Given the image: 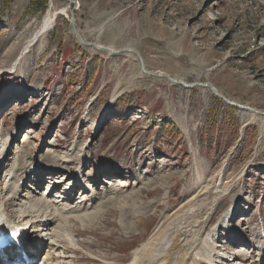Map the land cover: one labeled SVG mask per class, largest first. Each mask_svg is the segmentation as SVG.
Returning <instances> with one entry per match:
<instances>
[{
	"label": "rangeland",
	"instance_id": "374dc122",
	"mask_svg": "<svg viewBox=\"0 0 264 264\" xmlns=\"http://www.w3.org/2000/svg\"><path fill=\"white\" fill-rule=\"evenodd\" d=\"M52 14L53 26L32 41ZM93 43L121 51L110 54ZM126 47L140 52L149 71L190 86L141 73ZM20 55L18 70L7 73ZM207 82L264 111V0H0V95L8 93L0 100V131L9 146L0 197L22 173L17 167L29 163L36 169L27 170L20 193L41 195L53 186L49 195L66 198L48 197L71 206L82 198L85 204H149L131 232L117 206L91 220L93 232L75 223L84 242L72 256L88 258L87 264H129L160 220L193 196L198 170L209 180L224 167L225 181L236 182L205 230L203 238L212 239L202 250L215 249V264H264V240L256 237L264 238V119L246 123V111L200 85ZM61 155L75 157L54 167ZM80 165L86 177L74 186ZM34 184L47 189L33 193ZM123 193L130 198H120ZM100 194L107 197L94 198ZM52 232L42 233L53 239ZM67 234L42 236L34 258L45 247L68 251ZM230 234L240 242L233 244ZM232 245L241 247L233 253ZM242 249L253 251L243 258ZM58 256L50 264L73 259Z\"/></svg>",
	"mask_w": 264,
	"mask_h": 264
},
{
	"label": "bare ground",
	"instance_id": "6f19581e",
	"mask_svg": "<svg viewBox=\"0 0 264 264\" xmlns=\"http://www.w3.org/2000/svg\"><path fill=\"white\" fill-rule=\"evenodd\" d=\"M55 14V13H54ZM55 16L52 14L48 19H45L39 26L38 30L33 35L32 41H37L41 38L45 32H47L55 22ZM103 27V26H102ZM102 27L100 28L102 31ZM76 29V28H75ZM110 29V28H109ZM77 31V29H76ZM100 31V32H101ZM76 35L79 39L87 43L81 36V34L77 31ZM31 41V42H32ZM34 43V42H33ZM95 48L106 47V51L110 54L118 53L121 49L115 48L114 46H104L98 43H93ZM27 48V47H26ZM103 49V48H102ZM126 54L132 57L135 60H139L141 63V73H149L155 76H167L170 80H173L174 83H183L186 86H190L187 82L176 80L170 77L168 74L160 72V73H151L146 65L142 66L141 60L144 59L138 50L133 47H126L124 50ZM27 52H23L25 54ZM21 54V55H22ZM19 56L14 64L6 69V72L9 70V74H14L15 71L18 70L20 66V60L23 56ZM145 63V62H144ZM8 73V72H7ZM12 78H15L14 76ZM11 77H9V80ZM8 79L6 80L9 81ZM173 83V82H172ZM203 87L210 88L206 83H201ZM215 94L216 92L210 88ZM216 89V88H215ZM217 90V89H216ZM218 91V90H217ZM13 92V91H12ZM8 93H2L0 95V100H4L7 98ZM217 95V94H216ZM224 96V95H223ZM225 97V96H224ZM227 98V97H226ZM230 101H233L229 99ZM238 103V102H237ZM239 108L245 110L246 114L244 115L246 120L245 122H251L255 120H263L264 119V111L255 109L253 107L249 108V105H244L238 103ZM260 123V122H259ZM1 132V131H0ZM8 140L7 137L0 136V170L2 160L6 151L8 150ZM77 156H81L77 154ZM68 157H75L74 155H61L56 162H54V167L58 166V162H69ZM60 160V161H59ZM27 165H22L17 167L18 169H22V173L18 175L16 181L12 185L11 189H8L7 194L4 197H0V235L5 233L7 230L11 228H15L22 232L19 236V242L23 245V247L29 252L30 256L34 258V253H36V246L38 245V238L28 240L25 234V228L34 226L37 224L41 228V225H46L43 229H50L51 226L55 225V230L58 231L53 232L54 235L57 234L58 237L61 236V231L68 232L72 237H79L81 234L76 230V221H79L81 225L80 228L86 231H94L92 228V221L99 222L101 221V213H108L107 210L110 209L112 212H115V206L120 209V222L125 227L128 232H131L133 228H136L137 221L135 219L136 216H144L143 212L146 210H151L152 208L148 205L141 206H132L129 207L127 204L128 200H119L118 205L114 203H109L110 199H107L106 202L95 203V201L90 199L88 204H85V199L82 198L78 201L74 206L71 204L61 203V200L51 199L46 196V192L48 190L43 191L41 195H30L29 193H20V181L27 174V170L31 168L32 164L28 163ZM224 167L220 168L217 173L209 180L203 177L202 171H199V179L196 184V191L193 196L186 200L185 203L179 205L170 215L163 217L157 226L152 231L150 237L145 241L140 247L135 249L133 252L132 261L129 264H187L193 258V264H215L216 261L214 259L213 253L214 248L209 246L210 250L208 253H205L202 250L203 244L209 243L212 237L209 235L203 238V234L207 228L211 225L212 219L214 218L218 208L219 203L224 197L231 192V188L233 184L236 182V178H232L227 180L224 179ZM74 180H76L77 184H82V174L78 172L75 175ZM40 182V180H39ZM2 181L0 180V192L3 193L6 186H1ZM7 190V189H6ZM142 193V192H141ZM48 194V193H47ZM135 195V194H134ZM138 197L142 199L139 193L136 194ZM20 197H26L28 201L21 200ZM57 198L65 199L66 197L62 194H57ZM107 197V194L95 196L94 198L104 199ZM120 198H130V195H125L123 193ZM73 199V197H72ZM71 200V199H70ZM117 199L112 200L111 202H115ZM135 200V199H134ZM118 201V200H117ZM133 201V200H132ZM136 201V200H135ZM135 203V202H134ZM21 205L19 208H13L14 205ZM59 204H62L61 206ZM108 204L112 205V207H106ZM138 204V203H137ZM67 205V206H65ZM94 207V208H93ZM150 207V209H149ZM9 209V210H8ZM110 211V212H111ZM166 214V213H165ZM106 217V216H105ZM24 225V226H23ZM86 225V229H85ZM217 227V224L215 225ZM36 229V230H37ZM67 234V236H68ZM65 235V234H63ZM44 236L43 234L41 237ZM71 237V243L66 244L65 249L71 252H76L77 248L74 247V238ZM79 244L83 246V240L78 239ZM51 248L56 244L57 247L59 245L57 243L51 242ZM211 245V244H209ZM31 247V248H30ZM8 249V248H7ZM204 249V247H203ZM91 251V250H90ZM73 257L71 263L66 262L65 264H87L85 261H89L86 259H76ZM49 258V257H45ZM73 260H77V262H73Z\"/></svg>",
	"mask_w": 264,
	"mask_h": 264
},
{
	"label": "water",
	"instance_id": "95a60500",
	"mask_svg": "<svg viewBox=\"0 0 264 264\" xmlns=\"http://www.w3.org/2000/svg\"><path fill=\"white\" fill-rule=\"evenodd\" d=\"M75 32L77 33V31L75 30ZM103 48V50H106L107 48L106 47H102ZM141 62H142V66H144L145 65V63L143 62V60H141ZM151 73H155L154 71H150ZM207 85H209L210 86V88H212L215 92H216V94L219 96V97H222V98H224L227 102H229L230 104H233V105H239L236 101H230L228 98H226V97H224L220 92H218L216 89H215V87L213 86V84L211 83V82H207L206 83ZM249 108H251L250 106H249Z\"/></svg>",
	"mask_w": 264,
	"mask_h": 264
},
{
	"label": "snow or ice",
	"instance_id": "6c2138e0",
	"mask_svg": "<svg viewBox=\"0 0 264 264\" xmlns=\"http://www.w3.org/2000/svg\"><path fill=\"white\" fill-rule=\"evenodd\" d=\"M16 233H15V231H13V235H15Z\"/></svg>",
	"mask_w": 264,
	"mask_h": 264
},
{
	"label": "trees",
	"instance_id": "16d2710c",
	"mask_svg": "<svg viewBox=\"0 0 264 264\" xmlns=\"http://www.w3.org/2000/svg\"><path fill=\"white\" fill-rule=\"evenodd\" d=\"M120 98H121V97H120ZM120 98H119V99H120ZM117 110L120 111L119 109H117Z\"/></svg>",
	"mask_w": 264,
	"mask_h": 264
}]
</instances>
